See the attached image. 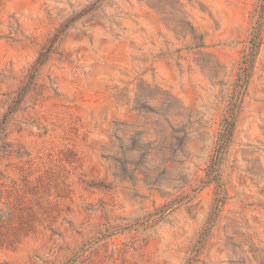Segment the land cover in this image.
Wrapping results in <instances>:
<instances>
[{
    "label": "rangeland",
    "instance_id": "rangeland-1",
    "mask_svg": "<svg viewBox=\"0 0 264 264\" xmlns=\"http://www.w3.org/2000/svg\"><path fill=\"white\" fill-rule=\"evenodd\" d=\"M0 264H264V0H0Z\"/></svg>",
    "mask_w": 264,
    "mask_h": 264
},
{
    "label": "trees",
    "instance_id": "trees-1",
    "mask_svg": "<svg viewBox=\"0 0 264 264\" xmlns=\"http://www.w3.org/2000/svg\"><path fill=\"white\" fill-rule=\"evenodd\" d=\"M260 41H258L257 39H254L251 43V50L248 54H246L244 63H246V66H243L244 69L247 71V76H249L251 74V67L253 65V62L257 56V54L259 53L260 50ZM199 46H205L204 44V37L201 39V42L199 44ZM225 136V134L223 135ZM227 137L225 136L222 139V143L225 144Z\"/></svg>",
    "mask_w": 264,
    "mask_h": 264
}]
</instances>
